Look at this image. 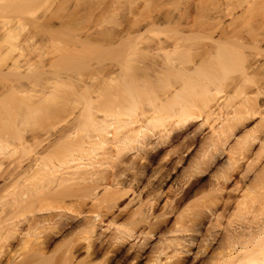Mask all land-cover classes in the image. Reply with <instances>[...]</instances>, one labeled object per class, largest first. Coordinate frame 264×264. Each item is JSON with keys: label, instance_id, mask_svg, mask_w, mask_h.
Masks as SVG:
<instances>
[{"label": "bare ground", "instance_id": "6f19581e", "mask_svg": "<svg viewBox=\"0 0 264 264\" xmlns=\"http://www.w3.org/2000/svg\"><path fill=\"white\" fill-rule=\"evenodd\" d=\"M35 1L0 0V264H141L143 254L128 257L123 249L145 232L138 226L152 230L158 217L136 219L142 201L133 221L101 240L98 224L127 193L108 174L126 154L148 147L149 138L167 139L199 119L212 124L214 138L194 179L218 152L229 156L203 190L200 213L188 206L180 214H217L219 203L225 209L232 202L229 227L209 264H264V2L238 0L236 16L224 0H199L195 15L176 19L158 10L152 21L150 15L137 21L147 0H125L126 29L95 33L71 27L74 0H62L65 11H57L68 6V12L60 27L52 28L55 16L48 14L34 19L46 21L38 22V32L23 35L25 24L11 20L13 13ZM81 2L93 17L117 6ZM248 123L254 130L230 146ZM164 198L162 208L172 201ZM173 202L179 206L184 198ZM192 244L160 247L146 264H185Z\"/></svg>", "mask_w": 264, "mask_h": 264}, {"label": "rangeland", "instance_id": "374dc122", "mask_svg": "<svg viewBox=\"0 0 264 264\" xmlns=\"http://www.w3.org/2000/svg\"><path fill=\"white\" fill-rule=\"evenodd\" d=\"M60 1L62 3V0H36L35 3L33 2V5L30 6L29 8H26L24 6L23 7L24 9L20 8V11L17 10L18 11L17 13L16 10L14 11V13L12 12L14 15L12 16L14 18L11 20L15 19V21L19 22V26L22 23L23 26L25 24L24 27L22 26L23 30H21V26H20V33L23 31L21 34L24 35L29 33L28 30L30 32L31 30L33 31L32 28H36L37 30L38 22L39 24L42 23V22L40 23L39 20H41L42 17L48 18L49 15L51 14L49 19L52 18L51 20H53V16H55V19L53 20L54 22L52 21L54 24L53 23L50 24L54 25L52 28L57 29L61 25L62 22L61 20L64 18L66 19L65 16H67L66 13L68 12L67 10L68 6H65L67 8L66 9L67 12L65 13L62 11L63 9L57 11L58 6H61ZM77 1L78 0H74L72 1L73 4L72 3L69 4V7H72L71 11L69 10V12L71 14H75V16L72 17L74 18L72 22H74V20L76 21L74 22V24L70 23L71 21H70L69 13H68L69 18L68 17L67 18L69 20L68 22L71 25V27L76 28L79 25V27H77L78 30L79 29L83 30V28H85L83 31L80 30L81 32H84L85 30L89 32L90 31L89 29H95L94 31L91 30L90 32L100 33L106 31L107 28H109L107 30H111L112 27L116 29L117 28L120 29V27L122 26L123 28H125L128 23L127 19L129 17H127L126 19V16H130L128 14L129 3H127L129 2V0L127 2H124L125 0H119L118 2L116 0V2H114L113 0V5L114 4L115 6L117 5L115 8L110 4L109 6L111 7H109V10H107L108 7L105 10L107 12L104 11L103 15L98 12L101 15L99 16V14L97 13L98 15L94 14L95 15L94 17L92 15H86L87 13L84 12L86 7L85 6L82 7V5L84 4L79 5L80 2L83 0H79L78 5H77L78 3ZM198 1L199 0H160V1L152 0L148 2L147 0V3L145 1L144 2L145 4H147L148 11H146L147 9L145 10V8H147L146 5L145 7L143 5L142 6L143 8L139 7L138 10L140 13H142V10L145 11H143L142 13V18L138 17L139 15L141 16V14L137 12L139 14L138 16H136L139 18V20L137 21H141L142 19L144 20L145 17H148L149 15H150L149 19L148 18L146 19L150 20L151 15L152 17L153 16L155 17V14L158 10H160V12L161 10L162 11L164 10L163 13L164 12L169 13L170 11V13L173 14L170 13L169 14L173 17L182 16L180 15L182 12L183 13L187 12L186 14L182 13L186 18V15L187 17H189L190 15H195V9H197L199 3ZM216 1H214L215 4ZM220 1L223 2V0ZM224 1L228 5L229 9L232 10V13H234V15L238 16L241 14L240 8L234 10L238 0H224ZM144 2L143 0H141L140 3L144 4ZM211 2H213V0ZM256 2L257 0H255L254 3L256 4ZM263 2L264 0H258L257 3H263ZM125 3H127L128 6L125 5ZM6 4L7 3L3 4V6ZM62 7L63 5L61 6V8ZM154 8H156V11H154L155 10ZM7 10L8 9H4L3 11L4 12L6 11L7 14L9 13L10 16L11 11L9 10L7 11ZM56 11L57 13L58 12L60 13V14L58 13L59 15H61L58 18L56 17V15H53V12L54 14H56ZM76 11H78L79 13ZM83 13L85 14L86 17L87 16L89 17L86 18ZM144 13L147 16L146 15L143 16ZM7 14L5 15L2 14V17L8 18L9 16ZM46 14L47 17L45 16ZM63 14L65 16H62ZM76 15H80L79 17H81V19L76 18ZM18 18H20L21 21L17 20ZM34 19L35 20L39 19V20L35 21ZM227 19H228L227 20L228 23L231 21L232 16H230ZM44 20L45 19L41 21ZM2 21L5 22V20ZM111 21L114 23L115 26H117L116 22L119 21L120 22L118 24L121 23L122 25L120 24V26L118 25L117 27H115L113 23H111ZM150 21H148V23ZM252 21L253 20H251L250 22ZM45 22H43L41 25H43ZM81 22H85L82 23L85 24L82 25V27L80 26ZM143 23L145 25V23L147 22H143ZM32 24L33 27L30 26ZM47 24H49V22ZM73 25H76V27ZM167 25L166 23H164V25H162V28H165V26ZM255 25L256 22L252 23L249 27H254ZM113 28L112 30H114ZM159 28H161V26ZM36 30L34 31L36 32ZM38 31L39 30H37V32ZM147 34H149V32ZM153 35L155 34L151 33V36ZM25 53L26 54L24 57L26 58V55L29 53V51ZM211 125L210 123L203 124V119H199L187 124L183 129H179L173 132L170 135V137H168L167 139L159 140L157 139V137L153 136L149 138L148 147L142 149L138 153L132 151L126 154V156L122 157V161L116 163V167H115L116 170L114 175L113 173L108 174V177L110 178L109 181L110 180L114 181V183L118 184L120 188H125L127 193L124 196H122V198L117 202L115 208L103 218L102 224H98L97 234L99 235L101 240L104 241L110 240L113 234L115 233L117 225L128 224L131 221H133L134 220L133 214L139 208L140 203L143 201L144 203L141 206L142 212L140 215L136 216V219H139L141 216H145L147 218L157 216L158 217L157 225L152 230L147 229L146 223H143L140 226H138L137 230L139 229L140 231H143L145 229L146 230L143 234H141V232L136 234L135 237L130 239V242H128L125 245L123 249L124 251L123 253H125L126 256L130 257L136 254H143L145 259L141 262V264H146L147 260L151 256H153L154 253L160 249V247H166L170 245L174 248V245L188 241V243L193 242V244L190 246L191 253L185 255L184 257L185 264H209L212 257H214L216 253H218L219 246L223 240V235L229 227L228 224L230 219L232 218V212L234 210L233 203L229 202V204L225 209H224L225 205L219 203L217 207H215V211H217V214L216 212L212 214L210 211H207L206 209H202L203 211L201 212L200 217L193 216L192 215L193 213L191 214V212H190L191 215L188 214L187 216H181L180 213L181 211L187 210L188 206L193 207L196 213H200L199 211V206H201L200 203L201 202L203 203L204 202L203 200H205L206 198V197L203 198L205 195L203 194V190H205L211 184L212 182L211 176L218 174V172L222 170V167H225L227 164L229 153L218 152L215 160L213 161L214 163L212 165H209L204 175H200V177L195 179L193 177L195 176L196 173L194 172L195 166L197 165V163L200 162V159L203 157L204 153L209 148V145L212 143L211 142L212 139L214 138ZM254 128H255V123H248L241 126L237 131V137L232 138L229 142V145L230 146L234 145L235 141L239 137L240 138L243 137L246 132L248 133V131L250 132L252 131V129L254 130ZM259 149H260V145L257 143L254 146V150L255 152H257L259 151ZM176 195L180 198H184V202L179 206H177L176 203L173 202V199L176 198ZM151 197H156V198L158 197L159 200L153 205H150L147 201ZM164 197L172 201L171 203H169V206H165L162 208L159 206V204L161 203V206L165 204L166 200ZM235 197L236 195L233 196V198ZM216 227H220V228H216ZM57 241L58 243H61V240H57ZM172 241H174V244H172Z\"/></svg>", "mask_w": 264, "mask_h": 264}]
</instances>
